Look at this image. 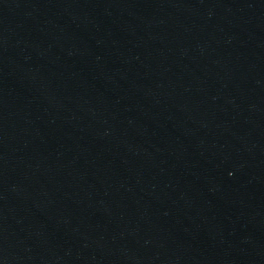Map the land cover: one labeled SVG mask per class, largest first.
I'll return each mask as SVG.
<instances>
[{"label":"water","instance_id":"water-1","mask_svg":"<svg viewBox=\"0 0 264 264\" xmlns=\"http://www.w3.org/2000/svg\"><path fill=\"white\" fill-rule=\"evenodd\" d=\"M0 264H264V0H0Z\"/></svg>","mask_w":264,"mask_h":264}]
</instances>
